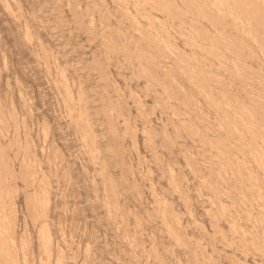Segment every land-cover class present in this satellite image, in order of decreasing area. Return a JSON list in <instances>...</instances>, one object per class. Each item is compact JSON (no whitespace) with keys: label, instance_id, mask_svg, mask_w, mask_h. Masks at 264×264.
<instances>
[{"label":"rangeland","instance_id":"rangeland-1","mask_svg":"<svg viewBox=\"0 0 264 264\" xmlns=\"http://www.w3.org/2000/svg\"><path fill=\"white\" fill-rule=\"evenodd\" d=\"M159 1L0 0L5 209L27 264H264V47Z\"/></svg>","mask_w":264,"mask_h":264},{"label":"bare ground","instance_id":"bare-ground-1","mask_svg":"<svg viewBox=\"0 0 264 264\" xmlns=\"http://www.w3.org/2000/svg\"><path fill=\"white\" fill-rule=\"evenodd\" d=\"M182 1H183L184 5H185V8H183L182 6H180L179 5V2L176 1V0H160L158 2V6L160 7V9H163L165 11H168V13H172V12H175L174 11L175 9H173V8H175L174 7V4L175 5L177 4V9H178V10L176 9L177 12H182V13L184 12L183 14H185V11L190 10V13L192 11V12H194L195 15L200 10L204 9V10H207L208 13H209V15L212 16L213 19H216L217 22H220L224 18H228L227 21L229 23H232V25H230L231 27H233L234 29H237L242 35L249 36V38H251V40H253L254 42H257L259 45H261V46L264 47V0H182ZM173 15H174V13H173ZM193 20H196L198 22V24L195 25V26H196L197 30L200 31V33L202 35H204V36L206 34L209 35V31L205 30L200 25L201 22L199 21V19H197V17H195V19H193ZM188 24H190V23H188ZM225 42H227V43L230 42V44H237L228 35L225 36ZM240 42L241 41H238V43H240ZM207 50H209V52L212 53L213 47H208ZM195 59H197V58H195ZM174 60H176V61L179 62L180 57L177 56L176 58H174ZM195 61H193V63ZM178 62H176V63H178ZM193 63H192V66H193ZM197 64L199 65V63H197ZM198 65H194V67L195 66H198ZM190 82L192 83V85L195 84V82H193V81H190ZM64 83L66 84V82H64ZM178 85H180V84H178ZM195 86L199 90V91H197V93H199L201 91V94H203L206 97L205 99H208L209 98L210 100L208 99V101H212V103H210V104H213L216 107H218L217 100L214 98L212 91H210V92H207L206 91V89L208 87L207 88H203L201 85H195ZM195 86H194V89H192V91L194 90V92L196 91L195 90ZM192 91H191V94H192ZM85 103H88V102H85ZM85 105H87V104H85ZM2 106H1V100H0V108L2 110L5 109ZM1 109H0V120H1V123L0 124H3L4 122H7V121H4V117H6L5 116L6 113H4L5 111L3 110L4 111L3 112ZM217 110L220 111V108H217ZM11 114H13V113L11 112ZM12 118H15V117H12ZM231 121H232V119H229V121H228L229 125H231ZM16 123H17V121H16ZM18 123H19V121H18ZM247 128L248 127H246V130H248V132L253 135L252 138H255L256 135L254 134V129H251V128H248L247 129ZM15 135H17V134L15 133ZM4 136H5V134H4ZM17 136H16V138H19L20 137V136H18V137ZM228 136H229V134H228ZM14 139H15V137H14ZM21 140H22L21 137L17 141L16 140L13 141V138H12L11 139V144H12V141H13V144L16 143V142L20 143L19 141H21ZM25 142H29V141H25ZM25 142H23V143H25ZM23 143H22V145H25ZM18 145L20 146L21 144H18ZM232 145L233 144L231 143V146ZM241 145H243L244 150L251 151L249 149V146H248L247 143L241 142ZM4 146L7 147V145H4L3 144V142L1 141V138H0V264H27L26 262H24L25 259L20 255L19 248H18V245H17V231H16L17 213L15 212V206L13 207V204H12L13 209H11V210L13 211V213H11L10 211H7V209H5V207H6L5 206L6 205L5 204V200L6 199L9 200V199L8 198L4 199V198L7 196V194L12 193L14 191V186L15 185L13 186L12 185L13 183L10 180H12L13 178L11 179V177H13L15 175V168H14V165H10L9 162L12 160L13 157L11 158L10 161L8 160V157H9L10 154L9 153H7L9 155L6 154V149L7 148H5ZM19 146H18V148H19ZM25 147H28V146H25ZM30 148H31L30 150L34 149V148H32V146ZM16 149H17V147H16ZM22 150H23V148H22ZM24 152H26V151H23V153ZM33 152H35V151H33ZM29 153H32V152L31 151L29 152V150H28L26 153H24V155L25 156L26 155H29ZM251 154L253 155V158H254V152H252ZM29 156H31V155H29ZM10 157H11V155H10ZM15 157H17V156L15 155ZM33 157H34V155H33ZM35 157H36V155H35ZM30 158H32V156L31 157H26V159L24 158V163H26L25 160L30 161L31 160ZM253 158L251 156V158L249 160H251V159L253 160ZM28 159H30V160H28ZM33 160L36 161L35 159H33ZM242 161H244V160H242ZM242 161H238L237 160V163H239L241 165V167H243V169L244 168H248L249 169L248 164H246L245 162H242ZM26 164H28V163H26ZM26 164H25V166H28ZM29 167L30 166H28L25 169L26 172L22 168V171H24L25 176H26V177L23 176V178L25 177L27 179V177H30L29 175H30V172L32 171L31 168H33V165L31 166L30 169H29ZM34 167H36V164H35ZM33 169L35 170V168H33ZM24 173L22 175H24ZM31 175H33V174H31ZM218 175H219V173H218ZM12 181H16V180H12ZM42 182H43V180H42ZM45 182H46V180H45ZM43 184H45V183H43ZM10 196H9V198H10ZM12 198H15L14 195H13ZM13 201H15V200H13ZM14 204H15V202H14ZM28 204H29V202H28ZM34 204H36V203H34ZM34 204L32 203V206H33L34 209L40 208V205H37V204L34 205ZM222 208L223 207H221V210H222ZM229 217H230V214H229ZM234 221H233V219L231 220L232 224H233ZM236 224H233V225H236ZM237 227H234L233 226V229L236 228V231H238L239 228H237ZM226 239L227 238H225V241H226ZM227 242H229V241H226V243ZM49 252H50V250H49ZM44 253L47 255L48 254V251H45ZM46 258H48V255L46 256ZM234 262H235V264H245V263L240 262L239 259H234Z\"/></svg>","mask_w":264,"mask_h":264}]
</instances>
